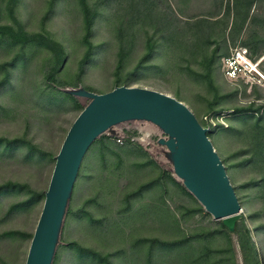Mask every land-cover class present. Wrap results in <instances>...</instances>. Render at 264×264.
<instances>
[{
  "label": "rangeland",
  "instance_id": "1",
  "mask_svg": "<svg viewBox=\"0 0 264 264\" xmlns=\"http://www.w3.org/2000/svg\"><path fill=\"white\" fill-rule=\"evenodd\" d=\"M0 25L63 47L65 83L105 93L120 78L184 102L211 128L264 264V0H0ZM56 61L53 47L0 41V264L26 263L54 156L82 110L48 86ZM129 125L142 148L108 134L85 156L54 264H243L236 236L176 180L168 135Z\"/></svg>",
  "mask_w": 264,
  "mask_h": 264
},
{
  "label": "water",
  "instance_id": "2",
  "mask_svg": "<svg viewBox=\"0 0 264 264\" xmlns=\"http://www.w3.org/2000/svg\"><path fill=\"white\" fill-rule=\"evenodd\" d=\"M64 90L90 102L74 120L56 155L25 264H53L66 208L86 152L101 134L121 137L123 127L136 121L147 122L168 135V139L161 138L159 143L172 153L176 180L214 219L222 220L231 232L235 230L243 216L241 203L208 136L210 128L204 127L184 102L167 93L137 86H117L105 93L81 85ZM130 126L138 129L136 125ZM113 128L119 132H113ZM133 139L145 145L139 135Z\"/></svg>",
  "mask_w": 264,
  "mask_h": 264
},
{
  "label": "trees",
  "instance_id": "3",
  "mask_svg": "<svg viewBox=\"0 0 264 264\" xmlns=\"http://www.w3.org/2000/svg\"><path fill=\"white\" fill-rule=\"evenodd\" d=\"M12 1H17V0H12ZM84 5H86L85 8L88 10L87 11V14H88L90 12L89 11V7L87 6L86 3H84ZM174 16H175L176 19L179 20L178 15H174ZM93 20H94V15L92 14L90 16V13H89L88 14V18H87L88 28L91 27V24L93 23ZM43 37H42L43 38L42 39V38H40L38 36H36V37L28 36L25 33L22 25H18L17 30H15V29H13V27H10V26H7V25H0V41H3L5 43H11V44L21 42L23 45H26L30 41H35V42H39L41 44H44V45H46L48 47H51V48L53 47L55 49L56 59H57V61H56L57 62V65L54 67L55 68L54 70L52 69L50 72H48L46 74L45 80H46V82H47V84H48L49 87H53L54 90H56V89L62 90V93H64V96L66 98H70L77 106H79L83 110L86 107V105L90 102V99H86L83 102L81 100V98H79L78 96H75V95H73V94H71V93H69V92H67V91L64 90L66 87H69V86L78 87L80 85V82H77L74 85H71V84L65 83L64 81L60 80L58 78V76H57V71L60 70V67H61V65L63 64V62L65 61V58H66V55H65V52H64L63 47L58 46V45H54L52 42H50V40L48 38H45V36H43ZM93 53H94V47L89 42V47H88V49L86 51V54L84 55L83 60H82V65H83L84 68L87 65V63L91 60ZM118 67H119V69L122 67V61L118 64ZM120 81H121L120 78H118L117 81H116L115 87L125 85L124 83H119ZM85 88L87 90L94 91L92 88H89V87H86V86H85ZM204 127L210 128L208 126H204ZM123 131H124V135L121 136V137H118L117 136V140H120L121 142L135 143V144H137L138 146H140L142 148V146L139 144V142L137 140H134L133 139L134 137H136V136L139 135L137 129L123 127ZM210 132H211V128H210V131L208 132V135L210 134ZM107 137H109L108 133L101 134L91 144V146L89 147L88 151L90 150V148L95 143H97L98 141H104V140L107 139ZM153 138L154 139H157L156 136H154ZM5 140H6V147L9 148V149H13V147L17 144V141L16 140H13V139H5ZM0 141H2V140L0 139ZM261 146L262 145H259V147H258V149H259L258 154H260L262 157H264V149L262 148L260 150V147ZM88 151L86 152L85 156L87 155ZM54 157H55V160H56V155ZM84 159H85V157H84ZM84 159H83V161H84ZM82 164H83V162H82ZM82 164H81V166H82ZM80 169H81V167H80ZM80 169H79V173H80ZM79 173H78L77 179L79 177ZM169 176L172 177L171 173H169ZM77 179H76V182H77ZM172 179H174V178L172 177ZM76 182L74 184V187H73V190H72V194H71L69 203H68L67 208H66L65 220H64V224H63V227H62V232L60 234V238H59V241H58L56 253L54 255L53 264L55 263V260H56V256H57V252H58L59 247L65 243V241L62 239L63 230H64L65 222L67 220V216H68V214L71 211L70 204H71V199H72V195H73V192H74V189H75ZM180 186L188 194H191L184 187L183 184L180 183ZM9 187H10L9 185H2V186H0V193H3L5 191H7L9 189ZM147 187H150V186L147 185V186L143 187V189H147ZM143 189L142 190H139V192L142 193L143 192ZM46 191L47 190L43 191V193H42L44 195V197H46ZM199 209L201 211H206L201 204L199 206ZM241 219L237 221L235 230L233 232H231L223 224L222 220H220L219 222H220L222 228L226 230V232H227V234L229 236V241L231 243H232V235H235L236 236L237 242L239 244V248H240V252H241L243 264H262L261 259H260V256H259V253H258V248L256 247V244H255L254 240L252 239V236H251V234L249 232V229L246 226L244 220H241ZM66 245H68L69 247H76L77 246L75 242H67ZM164 245H165V243H164ZM75 250L79 251L80 252V255L82 257H84L86 255H92V256L94 255L93 252H91V250H85L83 248H78V247H76ZM102 260L104 262H107L104 258H102ZM106 264H110V263L107 262Z\"/></svg>",
  "mask_w": 264,
  "mask_h": 264
},
{
  "label": "clouds",
  "instance_id": "4",
  "mask_svg": "<svg viewBox=\"0 0 264 264\" xmlns=\"http://www.w3.org/2000/svg\"><path fill=\"white\" fill-rule=\"evenodd\" d=\"M263 61H261L260 63H259V65L262 63ZM236 63H238V64H240V66H243L244 64H242V61H236ZM262 70V69H261ZM261 72V71H260ZM261 74H262V72H261ZM263 75V74H262Z\"/></svg>",
  "mask_w": 264,
  "mask_h": 264
},
{
  "label": "bare ground",
  "instance_id": "5",
  "mask_svg": "<svg viewBox=\"0 0 264 264\" xmlns=\"http://www.w3.org/2000/svg\"><path fill=\"white\" fill-rule=\"evenodd\" d=\"M238 58H239L240 60H245V59H246V58H244V56H242L241 54L238 55ZM247 64H249V63L247 62Z\"/></svg>",
  "mask_w": 264,
  "mask_h": 264
},
{
  "label": "built area",
  "instance_id": "6",
  "mask_svg": "<svg viewBox=\"0 0 264 264\" xmlns=\"http://www.w3.org/2000/svg\"><path fill=\"white\" fill-rule=\"evenodd\" d=\"M231 62H232V60H231ZM235 64V63H234Z\"/></svg>",
  "mask_w": 264,
  "mask_h": 264
}]
</instances>
